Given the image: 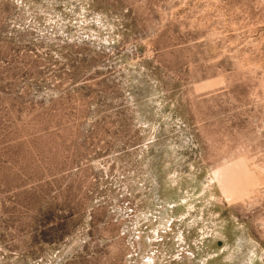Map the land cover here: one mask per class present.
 Returning <instances> with one entry per match:
<instances>
[{
    "label": "rangeland",
    "instance_id": "374dc122",
    "mask_svg": "<svg viewBox=\"0 0 264 264\" xmlns=\"http://www.w3.org/2000/svg\"><path fill=\"white\" fill-rule=\"evenodd\" d=\"M0 264H264V0H0Z\"/></svg>",
    "mask_w": 264,
    "mask_h": 264
}]
</instances>
